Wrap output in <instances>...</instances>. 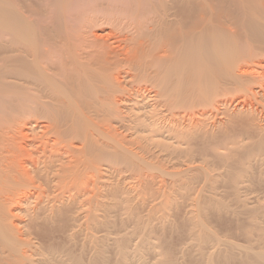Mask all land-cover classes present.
Wrapping results in <instances>:
<instances>
[{
	"label": "bare ground",
	"instance_id": "1",
	"mask_svg": "<svg viewBox=\"0 0 264 264\" xmlns=\"http://www.w3.org/2000/svg\"><path fill=\"white\" fill-rule=\"evenodd\" d=\"M230 202L249 238L264 0H0V264H264Z\"/></svg>",
	"mask_w": 264,
	"mask_h": 264
},
{
	"label": "rangeland",
	"instance_id": "2",
	"mask_svg": "<svg viewBox=\"0 0 264 264\" xmlns=\"http://www.w3.org/2000/svg\"><path fill=\"white\" fill-rule=\"evenodd\" d=\"M228 205V206H227ZM227 208H226V206H225V208H222V209H224V211L222 210L221 212V216H220V219H215V217H209V222L211 223L210 225H211V227H212V229L215 231V232H217L218 233V235H219V237L222 239L223 238V240H227V241H229V242H231L232 244H234V246H235V250H233L232 252L233 253H235V254H239V253H241L242 255L244 254V249H245V247H247V248H249L250 246H251V248H254L255 250H253V252L255 251V252H262V253H264V217H262L261 215H259L258 214V216L256 215L255 216V220H254V224H256L257 223V228H258V230H252L253 232V234L251 233V236H249V238L248 237H246L245 236V234H243V231H242V229H244L243 228V225L244 224H246L245 226H246V228L247 227H249L250 225H248V222H249V224H251V222H252V220L249 218V216H247V215H244V214H242L243 212H242V207H240L241 205H237V204H235V203H232L231 204V202H230V205H229V203H227ZM236 205V206H235ZM264 206V205H263ZM228 207H231V209L230 208H228ZM254 207H256L257 208V206H254ZM262 206H259L258 208H261ZM240 208H241V211H240ZM226 209V210H225ZM263 210H264V207H263ZM242 212V213H240V212ZM233 212V213H232ZM237 212V213H236ZM159 213H160V211L158 212V216H159ZM241 214V215H239V214ZM234 214H237V217H236V215H234ZM234 215V216H233ZM243 215H244V217L246 218V221H245V219H244V217H243ZM240 217V219H241V221H240V219H237V218H239ZM241 217H243V218H241ZM247 217H248V219H247ZM156 218H157V215H156ZM212 218V219H211ZM221 218H223V219H221ZM233 218V219H232ZM235 218H236V220L238 221H236L235 220ZM227 219V220H226ZM113 220V219H112ZM117 219H115V222H118V220L116 221ZM233 220V221H232ZM249 220V221H248ZM250 220H251V222H250ZM159 221V220H158ZM219 221V222H218ZM222 221V222H221ZM255 221H257L256 223H255ZM226 222L228 223V224H226ZM235 222H237V223H235ZM240 222V223H239ZM243 222V223H242ZM212 223H213V225H212ZM221 225H220V224ZM230 223H231V225H230ZM252 223V224H253ZM223 224V225H222ZM236 224H238V225H236L237 227L239 226V227H241L239 224H241L242 225V228H240V229H238L237 227H235V225ZM217 225V226H216ZM228 225V226H227ZM248 225V226H247ZM227 226V227H226ZM252 226V225H251ZM225 227H226V229H225ZM228 228V229H227ZM241 230V231H239L238 232V230ZM251 228H248V230H250ZM233 230V231H232ZM221 231V232H220ZM225 232V233H224ZM230 232V233H229ZM224 233V234H223ZM222 235V236H221ZM226 237V238H225ZM60 242L62 241V239H60L59 240ZM112 258H113V256H111Z\"/></svg>",
	"mask_w": 264,
	"mask_h": 264
}]
</instances>
